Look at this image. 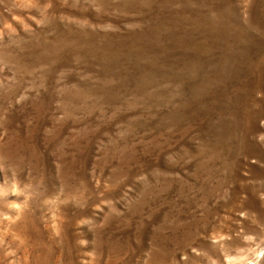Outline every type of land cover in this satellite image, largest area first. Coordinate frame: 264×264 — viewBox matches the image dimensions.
<instances>
[{"label":"rangeland","instance_id":"374dc122","mask_svg":"<svg viewBox=\"0 0 264 264\" xmlns=\"http://www.w3.org/2000/svg\"><path fill=\"white\" fill-rule=\"evenodd\" d=\"M0 264H264V0H0Z\"/></svg>","mask_w":264,"mask_h":264}]
</instances>
